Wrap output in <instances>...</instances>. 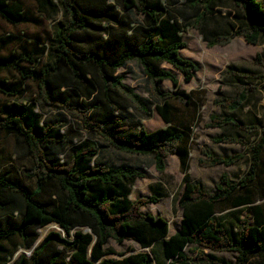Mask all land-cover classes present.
I'll return each instance as SVG.
<instances>
[{
    "label": "trees",
    "instance_id": "trees-1",
    "mask_svg": "<svg viewBox=\"0 0 264 264\" xmlns=\"http://www.w3.org/2000/svg\"><path fill=\"white\" fill-rule=\"evenodd\" d=\"M27 1L33 2L41 15L57 8L55 0H0V21L13 27L26 24ZM216 1L183 0L185 11L174 16L161 0H59L63 22L57 24L50 47L0 57V75L14 71L21 79L12 85L0 80V94L21 98V84L32 81L39 101L79 121L112 149L150 156L160 173L166 170L167 157L176 156L186 177L191 126L174 123L172 103L188 108L193 97L162 89V81L178 83L174 70L187 78L199 71L196 63L180 55L186 48L181 36L185 26L198 31L209 48L226 47L236 38L258 45L264 36V6L259 0H228L236 25L223 34L206 36L205 24L219 7ZM132 5L142 14L141 22L134 21L129 10ZM45 56L48 61L42 64ZM131 62L142 68L167 128L147 132L128 122L129 109L145 119L152 116L147 101L118 75ZM222 75L237 81L232 85L236 94L218 96L215 105L230 113L243 109L257 90L243 79L253 75L232 67ZM254 78L262 79L264 90V74ZM32 115L33 108L16 103L5 105L0 115V137H18L29 162L22 168L0 167V264H231L204 250L235 253V264H249L253 255L264 253V206L256 204L264 195L255 196L264 151V128L259 125H245L225 114L211 117L209 128L235 127L248 134L260 132L261 137L252 146L241 137L217 138V143L246 147L251 153L250 168L238 182L222 175L212 193L194 185L179 203L180 229L169 236L165 222L141 212L144 205L160 202L159 198L134 202L128 198L131 186L142 177L137 169L99 163L94 159L99 154L95 144L62 161L60 156L71 142L60 134L62 124H42L39 119L30 123ZM202 154L207 160L199 164L204 167H230L244 158L243 154L220 157L207 148ZM239 208L248 210L245 217L222 215ZM52 224L68 237L75 234L74 239L50 232L39 242V231ZM111 241L134 242L149 252L106 259L114 254L108 248Z\"/></svg>",
    "mask_w": 264,
    "mask_h": 264
},
{
    "label": "rangeland",
    "instance_id": "rangeland-1",
    "mask_svg": "<svg viewBox=\"0 0 264 264\" xmlns=\"http://www.w3.org/2000/svg\"><path fill=\"white\" fill-rule=\"evenodd\" d=\"M161 1L166 4L170 15L178 16L185 11L183 0ZM259 1L264 6V0ZM55 5L57 8L53 13L41 15L38 13L35 4L27 1L29 20L26 24L13 27L0 21V57L6 59L12 55L21 54L25 49L31 51L36 47H50L57 24L63 22L59 0H55ZM216 5L219 7L214 10L215 14L210 16L205 24L206 33L204 34L206 36L212 32L223 34L236 25L235 11L230 9L229 1L218 0ZM129 10L132 11L131 15L135 22L142 21V14L135 5L129 7ZM186 14L188 13L186 12ZM181 36L186 43V48L180 52V55L182 58L196 63L199 71L187 78L174 70L178 77V83L174 85L169 81H162V89L166 93L184 92L193 97L192 105L188 108L176 101L172 103L174 123L191 126L193 141L186 177L181 172L180 162L176 156L167 157L166 170L160 173L156 170L152 157L126 154L112 149L100 137L85 129L79 121L57 109L45 106L39 101L37 86L32 81L21 84L23 89L21 98L8 99L0 94V115L5 105L16 103L26 108H33L30 123L39 119L42 124L56 121L62 124L59 130L60 134L71 139L67 151L60 156L62 161L68 160L76 150L95 144L99 154L94 159L97 158L99 163L108 167L130 166L137 169L142 177L131 186L128 198L132 202L149 197L159 198L160 202L144 205L141 212L155 220L165 222L169 227V236L174 235L180 229L182 211L179 208V203L190 193L194 185H200L205 191L212 193L222 175L226 174L232 182H238L245 177L250 168L251 153L246 152V147L240 144L217 143V138L222 136L241 137L252 146L256 145L261 137L260 132L248 134L235 127L209 128L208 124L211 117L225 114L245 125H259L264 128V90L261 88L263 82L261 78H254L264 74V36L261 37L258 45H249L243 38H236L226 47L214 48H209L203 36L190 26H185ZM47 61L48 57L46 56L41 60L42 64ZM228 67L253 75V78L243 79V82L257 88L250 95L245 107L234 113L226 112L214 103L218 96L234 97L236 94L232 85L237 81L222 75ZM118 75L123 78L126 85L147 101L152 111L151 118L145 119L135 110L129 109L128 122L141 125L147 132L167 128L169 124H166L157 112L156 107L159 100L152 94L151 86L148 84L142 68L136 62H131L120 70ZM2 79L11 85L21 82L20 77L14 71L2 72L0 80ZM194 117L195 120H192ZM19 141V138L14 135L0 137L1 169L28 166L29 162L23 155L24 152ZM205 148L220 157L243 154L244 158L238 164L230 167L222 165L204 167L199 164V161L207 160L202 154V150ZM94 159L91 162L92 165ZM261 159L262 164L255 187L257 198L264 195V151ZM256 204L264 206V198L258 199ZM247 211L246 208H239L224 212L222 215L243 218L247 215ZM220 215L218 214V216ZM230 220L231 217L228 218V221ZM50 232L61 233L69 240H73L75 236L73 234L68 237L58 225L52 224L39 231L41 235L39 242ZM108 248L112 249L114 254H109L106 259L112 260H120L126 256L142 252L136 243L128 241L122 244L111 241ZM22 252L20 251L17 256ZM204 253L214 255L227 263L235 264L236 262L237 255L235 253H218L209 250H204ZM25 254L30 256L31 252H25ZM262 261H264V253L253 255L249 264H260Z\"/></svg>",
    "mask_w": 264,
    "mask_h": 264
},
{
    "label": "water",
    "instance_id": "water-1",
    "mask_svg": "<svg viewBox=\"0 0 264 264\" xmlns=\"http://www.w3.org/2000/svg\"><path fill=\"white\" fill-rule=\"evenodd\" d=\"M87 231H89V230H87ZM141 250H142V252H143V251H147V252H149L148 249H141Z\"/></svg>",
    "mask_w": 264,
    "mask_h": 264
}]
</instances>
